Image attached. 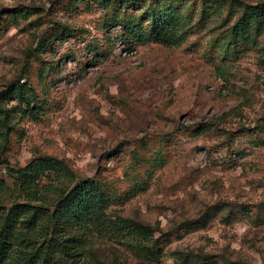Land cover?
Segmentation results:
<instances>
[{
	"label": "rangeland",
	"instance_id": "obj_1",
	"mask_svg": "<svg viewBox=\"0 0 264 264\" xmlns=\"http://www.w3.org/2000/svg\"><path fill=\"white\" fill-rule=\"evenodd\" d=\"M49 158L70 264H264V0H0V180Z\"/></svg>",
	"mask_w": 264,
	"mask_h": 264
},
{
	"label": "trees",
	"instance_id": "obj_2",
	"mask_svg": "<svg viewBox=\"0 0 264 264\" xmlns=\"http://www.w3.org/2000/svg\"><path fill=\"white\" fill-rule=\"evenodd\" d=\"M237 28V32L244 30L243 25ZM165 30L158 25L155 35L173 42ZM58 163L49 158L18 169L12 189L0 180V264H70L67 244H78L79 239L63 236L74 226H86L95 212L105 208L100 186L87 178L73 184L76 176ZM48 172L58 174L61 181L40 185ZM51 194H56V200ZM138 230L147 234L150 229L140 226Z\"/></svg>",
	"mask_w": 264,
	"mask_h": 264
}]
</instances>
